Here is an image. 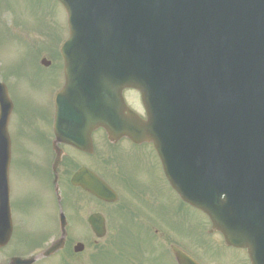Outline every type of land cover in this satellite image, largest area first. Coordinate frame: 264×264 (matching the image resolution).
I'll return each instance as SVG.
<instances>
[{"label": "water", "instance_id": "water-1", "mask_svg": "<svg viewBox=\"0 0 264 264\" xmlns=\"http://www.w3.org/2000/svg\"><path fill=\"white\" fill-rule=\"evenodd\" d=\"M59 1L69 16L71 38L62 50L67 84L58 99L85 93L73 109L80 127L89 133L102 128L111 141L152 143L180 197L209 216L213 231L224 236L227 246L246 249L253 264H264V0ZM156 8L212 12L215 40L210 77L204 81L209 88L202 92L194 75L188 79L172 70L160 85L171 100L169 107L162 111L157 106L154 112L150 88L137 76L110 78L113 85L104 81L109 90L93 88L100 63L95 58L100 52L104 59L111 57V51L125 56V37L132 43L127 41L133 49L134 73L136 61L154 56L148 49L160 53L159 38L143 21L147 11ZM114 11L131 27L115 18ZM106 16L120 23L115 35L104 27ZM174 47L173 38L166 37L162 48L177 60L178 70L181 55ZM42 64L50 65L45 60ZM125 87L141 92L146 121L125 105ZM1 99L10 103L0 84ZM173 252L179 264H197L177 248Z\"/></svg>", "mask_w": 264, "mask_h": 264}, {"label": "flooded vegetation", "instance_id": "flooded-vegetation-1", "mask_svg": "<svg viewBox=\"0 0 264 264\" xmlns=\"http://www.w3.org/2000/svg\"><path fill=\"white\" fill-rule=\"evenodd\" d=\"M51 76L56 80L47 91L45 108L41 112L36 109V116L29 120L27 109L16 113L13 101L8 123L0 129V264L31 258H36L33 264H103L109 249L113 255L115 250L126 253L128 239L150 237L159 250H164L168 236L194 259L208 257L197 255L193 232L181 235L167 225L169 219L191 221L182 210L186 205L176 194L167 186L169 199L174 201L165 203L166 191L156 188L155 177L147 174L148 148L162 170L151 145L128 139L111 143L101 129L92 132L90 144L85 137L82 150L57 138L53 95L61 88L63 76ZM9 78L5 83L10 95L17 81L35 84L38 79ZM164 179L162 176L161 181ZM36 184L51 195L45 218L34 216L29 204L34 202L35 208L43 209L37 202L40 190L34 187ZM106 186L108 201L94 193ZM15 187L21 196L16 197ZM26 188L29 191L24 195ZM64 232L63 249L50 257L37 258L61 240ZM79 245L81 249H77Z\"/></svg>", "mask_w": 264, "mask_h": 264}, {"label": "rangeland", "instance_id": "rangeland-1", "mask_svg": "<svg viewBox=\"0 0 264 264\" xmlns=\"http://www.w3.org/2000/svg\"><path fill=\"white\" fill-rule=\"evenodd\" d=\"M66 14L62 6L55 0H0V70L1 77L7 80L23 78L25 76L38 78L35 84H27L17 81L12 92V100L18 108L16 113L27 109V119L36 116V109L41 112L45 108L46 95L51 83L56 80L51 76L61 72L62 60L56 53L61 41L66 37ZM60 38L59 41H57ZM46 57L52 61L50 69L46 70L39 65L42 58ZM61 64V65H60ZM52 73V74H51ZM9 78V79H10ZM26 81V79H25ZM133 94H136L134 97ZM126 97L129 104L140 114L143 110L137 100V93L127 92ZM148 163L146 172L151 178L155 177L154 185L158 189H164L167 197L164 202L174 201L169 199L170 190L166 180L161 181L164 175L160 171L159 163L155 160L153 151L148 148ZM17 185V181H14ZM40 190L37 195V202L43 209L35 208V204L29 203L35 210L34 216L46 217V206L51 204V195H47L45 189L36 184ZM18 187H15L16 197ZM22 191V188H19ZM29 191L26 188L24 195ZM49 193V192H48ZM182 206V205H181ZM186 217L191 224L179 220H166L169 226L174 227L180 233L193 232L197 240V255L202 264H250L247 255L240 249L225 248L220 246L223 239L220 235L206 236L209 231L210 222L208 217L189 206H182ZM171 236L165 242V249L168 250V243ZM128 251L115 250L107 254L105 264H174L168 254L160 255L158 244L152 238H135L127 240ZM49 264H55L49 262Z\"/></svg>", "mask_w": 264, "mask_h": 264}]
</instances>
